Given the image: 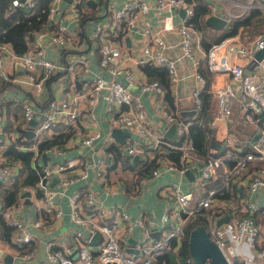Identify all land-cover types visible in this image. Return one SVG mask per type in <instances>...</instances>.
<instances>
[{"label":"built area","instance_id":"1","mask_svg":"<svg viewBox=\"0 0 264 264\" xmlns=\"http://www.w3.org/2000/svg\"><path fill=\"white\" fill-rule=\"evenodd\" d=\"M32 1L13 0V4H31ZM54 1L48 12L47 31L51 34L53 43L66 47L70 41L68 25L60 21L52 27L55 21L54 12L59 10V2L62 0H57V6H54ZM86 1H71L70 9L78 19L83 15V5ZM104 2L108 6L110 0ZM219 2H222V5H228V2L231 9L221 10L217 6ZM193 5L194 2L191 0H152V2L123 0L119 7L116 4L108 6L107 9L111 10L110 18L98 22L91 31L90 37L95 40L91 46H97L100 52L101 67L110 76L100 73L93 74L90 59L86 54L70 52L66 55L65 62H59L47 57L42 48L32 43V39H29L28 47L20 53L15 52L9 43H0V67L3 66L5 53L18 58L29 74L28 81L37 89L41 88L46 78L59 71H67L72 77L78 75L80 78L90 79L89 88L81 90L73 87L64 96L50 98L43 105L44 107L36 105L32 99H26L22 103L25 119L27 121L34 118L38 120L30 142L22 144L23 148L33 152V167L39 175L34 187L41 191L36 201L38 217L34 220L35 225L42 227L49 224L46 218L48 213H52L54 217H62L63 210L58 196L64 195L65 188L73 181L89 175L87 167L78 168L80 158L40 162L38 159L42 153H58L64 144L40 148L39 143L53 136L54 129L59 122L64 124V129L72 128L82 116L85 98H88L91 107L98 101L103 90H107L106 102L111 126L115 128L126 126L129 130L132 129V133H129L124 143V149L129 155H139L147 159L154 158L159 153L155 159L157 165L152 169L151 175L153 176L169 170L182 175L187 167H198L201 169V172L196 174L198 183L206 188L205 195L196 196L195 190L183 187L179 179L165 182L169 184L162 187V193L169 198V205L164 210L160 233L156 236L149 232V217L146 213L141 212L137 217H132L126 207L120 206L119 203H107L89 186L84 187L83 191L74 189L67 194L72 219L88 225L91 233L100 232L102 237L97 247L94 248L90 237L86 236L81 229H76L73 232L76 254L70 255L63 248L53 247L50 243L48 253L50 264H95L96 261L100 264H106L109 261H114L116 264H162L165 261L160 258V255L171 248L176 251L179 249L186 233L185 225L196 217L207 219L209 222L207 228L211 238L223 248L230 259L232 257L228 246L231 243L238 248L242 242L247 241L251 247H257L261 226L255 217V213L260 209V203L256 198L258 191L264 189V120L260 116V113L264 111V56L257 59L254 53L256 49L264 46V31L256 33L249 46L247 40L242 39L241 35L246 28L251 30L255 28L252 23L246 26L241 25L236 33L226 35L207 50H203L201 45L197 44L202 34L191 21L194 15ZM210 6L211 13L225 17L227 22L245 18L253 10H258L257 12L264 15V0H212ZM152 7L156 10L157 24L149 23L144 19L145 14ZM181 9H184L183 13ZM112 30L128 31L130 35H133V31H141L142 52L135 61L142 65L152 62L166 66L173 81L179 78L178 63L184 58L192 61L197 77L205 80L201 72L197 70L199 57L196 54L198 50L204 52L211 70L230 73L238 81L240 87V91H236L233 85L228 83L214 90L219 105L211 118V125L215 126L220 119L226 118L236 101L240 110L245 113L244 123H253L254 131H259V134L255 138L250 134L245 140L237 141L235 135L229 131L223 139L225 143L223 154L217 153L212 147L204 156H201L186 138L180 140L181 142L173 143L165 139L161 131L156 133L154 122L146 110L143 95L161 93L163 91L161 82L157 78L146 76L136 83L137 91L129 87L128 82L136 80L135 74L125 67L123 59L120 60L124 55L125 46L114 38L117 32L113 34ZM167 33L176 35L177 40L172 42L167 37ZM174 47L178 48L175 55L169 52ZM232 56L243 57L245 61L235 60ZM117 57L119 60L115 62L114 59ZM246 67H249L250 72L246 71ZM121 75L125 76L127 82L120 78ZM195 102L196 108H201L200 91L195 92ZM163 116L168 122L176 123L181 138L187 133L190 121L180 117L179 111H165ZM101 135L99 129H92L82 135L81 143L93 145ZM4 140H6L5 143H10L8 138L0 136L1 156ZM244 142L248 144L247 148H242ZM108 144L109 141L105 140L101 145L102 152L99 150L98 157L87 163L92 166L102 183H108L106 178L110 157L107 150ZM164 144L182 151L180 164L163 154ZM200 161L203 163L202 166H199ZM254 161L261 162V164L253 169L249 168L250 172L244 171ZM22 167L23 161L20 158L0 159V181L11 185L21 175ZM244 173L246 174L243 175ZM54 177L58 178L59 184H51ZM44 178L45 181H43ZM216 181L218 184H214ZM232 183H241L243 187H246L247 195L243 202L236 203L233 207L222 204L224 210L216 209L218 218L228 215L226 221L218 224V218L214 220L208 216L211 205L216 198L221 199V205L222 199L225 198L222 195L231 189ZM22 188L27 189V186L24 185ZM86 206H92V210L87 211ZM15 208L12 206L3 210L4 217L15 227L14 237L18 241H29L32 239V234L27 231L25 221L20 218ZM227 208H231V211L229 212ZM97 215L104 219L98 220ZM137 224L143 228L144 236L136 241L137 250L133 252L126 248L121 232L123 227L127 231H133ZM173 240H176V244H173ZM29 253H24V255H29ZM240 257L243 258L242 264H255L251 255L244 254Z\"/></svg>","mask_w":264,"mask_h":264},{"label":"crops","instance_id":"2","mask_svg":"<svg viewBox=\"0 0 264 264\" xmlns=\"http://www.w3.org/2000/svg\"><path fill=\"white\" fill-rule=\"evenodd\" d=\"M72 0H62L59 2V10L54 12V19L55 21L52 23L56 26L60 21L67 24L70 31L69 37L70 41L68 45L61 46L55 44L48 39L45 43L41 44L38 40L39 35L42 33H48L47 27L43 31H38L33 35L32 43L40 48H42L44 54L52 59H55L59 62H65L66 55L70 52H76L77 54H86L91 62V69L92 73H100L106 76H110V74L101 67L99 63L100 52L98 47H92L91 43L94 44V39L90 37L91 31L98 23V21H106L110 18L111 10L107 9L108 6L111 4H116L117 7L121 5L123 0H110L109 5H105V0H96L97 5H91L88 0L86 4L83 5L84 11H90L91 7H95L97 13L99 14L98 20L97 19H88L84 26L81 24L80 19H78L73 11L70 9V4ZM152 2V0H149ZM212 1V0H210ZM102 3V4H101ZM100 4L102 7L100 8ZM222 2H219L217 6L220 7L221 10H228L231 9L229 3L228 5H222ZM210 5V2H209ZM211 9V6H210ZM210 14H212L210 12ZM208 14V15H210ZM207 15V16H208ZM156 10L154 7L150 8L149 11L145 14V20L152 24H157L156 19ZM256 21H259L256 15H252L250 21L247 23H252L253 27L256 30ZM247 24H244L245 26ZM241 26V25H240ZM239 26V27H240ZM213 28H216L213 26ZM239 30V28H238ZM237 30V31H238ZM253 30V31H255ZM236 31V32H237ZM117 34L114 36L116 40L122 43L124 47V55L120 60L123 59V63L126 68L131 70L135 74V82H128V85L134 91H137V82L140 79L145 78L148 76L143 68L142 64L137 63L135 61L136 57L140 56L142 49V33L141 31H133V35L126 31H117ZM123 32L124 34H122ZM201 33V31H199ZM235 32V33H236ZM202 34V33H201ZM88 35V36H87ZM122 35V36H121ZM229 35V34H228ZM51 36V34H50ZM167 37L172 41L175 42L177 40L176 35L173 33H167ZM226 37V36H225ZM242 39L246 40V38L241 35ZM30 38V37H29ZM253 36L247 41V45L251 46ZM135 41H139L141 43L139 47V51L136 53L133 52V44ZM101 42L99 43V45ZM203 50H207L203 44V37L199 39V43ZM11 47V45H10ZM12 48V47H11ZM126 48L130 50H126ZM132 48V49H131ZM13 49V48H12ZM171 54L175 55L178 52V48L174 47L169 51ZM197 56L199 57L197 63V70L201 72L204 76L205 80H201L195 74L196 68L194 67L192 61L190 59L184 58L179 61L178 69H179V78L176 81L171 79V87L172 92L174 94V103L175 106L178 108L176 109L181 114V110L185 109H193L196 108L195 102V92L202 91L205 89L206 84V76L200 70L202 65L208 66V63L205 59L204 52L199 50L196 52ZM255 55V53H254ZM235 60L245 61L243 57H236ZM119 58H115L114 61L117 62ZM18 58L12 57L5 53L3 66L0 67V136H3L5 139L8 138L10 143H5L4 140L3 144V152L2 156L0 155V159H7V158H20V157H13L10 154H6L5 151L11 145H15L16 147L22 150H28L22 147V144H27L30 142L32 136L27 135V129H33L34 126L30 123V120L27 121L24 117L22 103L26 99H32L34 103L38 106H43L50 98L52 97H61L64 96L71 88L85 90L89 88L90 79L84 77H72L70 73L67 71H59L50 77L46 78L41 85L40 89H37L32 83L28 81V73L24 68V64L19 62ZM19 62V63H18ZM251 66V65H249ZM209 67V66H208ZM210 68V67H209ZM136 70V72H134ZM211 70V68H210ZM246 70H250L249 67H246ZM255 70V69H254ZM257 70V69H256ZM213 72L212 80L210 82L211 91L213 92V97L211 99V106L213 110V116L218 108V98L214 90L219 87L226 86L228 83L232 84L233 87L236 89L235 84L233 81L235 79L231 76L230 73L226 71H214ZM258 72H262V70H257ZM91 73V74H92ZM55 76L54 78H51ZM120 78L126 81L125 76L121 75ZM73 83V84H72ZM132 85V87L130 86ZM239 87V86H238ZM240 89V87H239ZM240 91V90H239ZM107 90H103L102 94L99 96L98 101L90 107L88 98L84 100V108L82 111V116L77 120V123L73 125V131L67 137L65 142L57 143V144H64L61 146L62 150L58 153H42L39 157V161L42 163H48L50 161H66L73 157L80 158V162L78 163V168L87 167V171L89 173L88 177L81 178L79 180L73 181L68 187H66V191L64 195H59L58 200L62 206L63 216L62 217H54L52 213H48L46 216L47 221L49 224L46 226H38L35 225L34 220L38 217V210H37V198L35 197V193L37 196L41 195V191L39 189H34V186L31 184H26L27 189H23L19 185V191L17 193V197L11 205L5 206L4 199L2 195H0V211L5 210L9 207H16L17 214L20 218L25 221L27 231L31 232L32 239L29 241H18L14 237V232L10 235V237L3 238L0 235V264H7L5 260L6 255H12L13 260L11 264H50L48 259L49 253V245L52 243L53 247H60L63 248L64 251L70 255H74L77 252V248L75 247L74 239H73V232L76 229H81L84 231L86 236H89L91 239L92 246L94 248L97 247L98 242L100 241L102 234L100 232L91 233L89 230V226L86 224H81L74 221L70 214V203L67 194L71 193L74 189H79L81 191L85 190L84 187L89 186L94 189V192L104 198L107 203H119L120 206L126 207L132 217H137L141 212H144L149 217L148 227L150 229V234L156 236L160 233L161 228V221L164 210L167 209L168 197H165L162 193V187L169 183H165L167 181H171L174 179H179L182 182V186L188 190H195L194 193L197 195V191L203 188L206 191V188L203 185H199L198 179L195 177L194 179H189L187 175L177 173L176 171H164L159 175H150L145 176L144 180L140 185L139 191L134 194L130 195L127 194L126 190V178L132 177L136 167H130V164H137L140 160L133 161L132 157L129 155L125 147L126 138L130 135L128 133L125 134L124 139L122 141H118L114 136L115 127L111 126L110 123V115L107 109ZM143 101L145 103L146 110L149 114V117L153 120L156 133L160 131L162 133L170 126L172 122H168L163 113L165 111H175L174 109H170L169 105L165 99V88L163 91L158 94L147 93L143 95ZM237 103V102H236ZM238 105V103H237ZM44 107V106H43ZM194 108V109H195ZM240 110V107L238 105ZM212 116V117H213ZM185 117V115L183 116ZM211 117V118H212ZM64 124L59 122L55 127V132H62L65 131L63 127ZM215 127V139L222 142L224 137L230 132L235 135L237 141L245 140L248 135H252L254 138L255 131L254 128L252 131L247 129H242L235 119L231 122L228 120V116L226 118L220 119L219 122L214 126ZM92 129H99L102 135L97 138L93 145H83L81 143V138L84 133L89 132ZM165 135V134H164ZM168 137V136H167ZM113 138V139H112ZM169 138V137H168ZM172 140L171 138H169ZM180 135V140H181ZM109 141L108 145H111L112 142L116 143L120 149L121 154L115 153L114 149H108L110 154L109 161L110 166L107 167V181L108 183H102V181L96 176V173L92 166L89 163L93 158L98 157L99 150L102 152L101 145L104 141ZM180 140L178 142H180ZM175 142L174 140H172ZM211 147H213L211 145ZM215 148V147H213ZM219 149V148H218ZM33 153V152H32ZM198 153V152H197ZM151 154V153H150ZM199 154V153H198ZM201 155V154H199ZM156 155L155 157H157ZM202 156V155H201ZM33 157V155H32ZM21 159V158H20ZM22 160V159H21ZM23 161V160H22ZM123 164V168L121 165ZM261 162H256L250 169H253L255 166L260 165ZM30 165L33 167V160L31 158ZM28 167L24 165L22 167V174L23 177L28 174ZM250 172V171H247ZM246 172V173H247ZM22 177V178H23ZM54 178L56 180L54 181ZM52 180V185L59 184V180L57 177H54ZM54 181V182H53ZM4 186L2 187H9V185L3 183ZM10 188V187H9ZM25 190H30V195H22ZM35 192V193H34ZM244 197L247 195L246 187H243V190H240V196ZM227 201L228 203L240 202V200L236 199L234 196L225 197L222 201ZM256 200L262 205L264 203V189H261L257 193ZM221 202L219 200L218 204ZM222 204L227 205V203L222 202ZM87 211H91L92 206H86ZM219 210L223 209L224 206H219ZM264 211H261L257 214L256 219L259 222L262 230L261 235L259 237V241L257 242V247H251L247 241L242 242L239 247L235 248L233 243H231L235 250V255H231L233 257L239 258L242 260L241 255L247 254L251 255L253 258V262L255 264H264V225H262L261 220H264ZM44 213V211H43ZM256 214V213H255ZM228 216V215H227ZM225 216V217H227ZM98 220L102 221L104 217L97 215ZM57 219V220H55ZM53 220V221H51ZM51 221V222H50ZM133 231H127L125 228H122L121 237L124 238L123 241L126 245L134 247V251H136L135 243L138 239L144 236L143 228L140 225H135ZM23 231L21 232V234ZM92 235V236H90ZM94 235H98L97 238H93ZM96 237V236H95ZM135 239V240H133ZM130 251V250H129ZM30 252L29 255H24V253ZM9 261V259L7 260ZM95 264H100L98 261Z\"/></svg>","mask_w":264,"mask_h":264},{"label":"trees","instance_id":"3","mask_svg":"<svg viewBox=\"0 0 264 264\" xmlns=\"http://www.w3.org/2000/svg\"><path fill=\"white\" fill-rule=\"evenodd\" d=\"M54 0H33L31 4L24 3L21 5L13 4V0H0V43L7 42L11 45L13 50L17 53L24 51L29 44V37L34 35L38 31H43L47 27L48 23V12L50 6ZM194 2V15L192 17V22L194 26L201 31L203 37V44L205 48H209L213 43L220 41L228 34L235 33L240 25L247 24L252 15H257V18H262L261 14L257 12L258 10H253L252 13L242 19L234 21V27L231 33H213L211 26L207 20L206 16L210 14L211 9L209 2L210 0H191ZM95 7H91L90 11L83 12L82 17L80 18L81 24L84 26L85 22L88 19H95L98 17ZM52 26V25H51ZM54 27V25L52 26ZM234 31V32H233ZM124 34L123 32H121ZM122 36V35H121ZM144 72L152 78H157L160 80L161 85L165 88V99L169 105L170 109H178L174 103V94L171 87V78L166 66L162 64H155L152 62H146L142 65ZM200 70L206 76L205 89L201 91L202 97V106L197 109L195 107V112L192 114H180V117L185 115V119L190 121L189 129L187 133L182 135V139L189 140L195 147V151L204 156L208 151L211 150V140L215 138L216 132L215 127L211 125V117L213 116V110L211 106V99L213 97V92L211 91L210 82L212 80L213 72L208 66L202 65ZM52 76L51 78H54ZM73 128H68L65 131L54 133L52 137H49L46 140H43L39 143L40 148H45L47 146H52L57 143L65 142L67 137L71 134ZM165 139L173 142L167 136H164ZM180 141V142H181ZM176 143V142H173ZM165 154L168 158L174 159L178 164L181 163V154L182 151L175 147H170L167 144L163 145ZM108 149H114L115 153L121 154L118 145L114 142L111 145L107 146ZM225 150V149H224ZM223 150V151H224ZM6 154H10L13 157H20L24 161V165L28 167V174L23 177L20 175L17 177L9 187L4 186V182L0 181V195L4 199V205H11L17 197L19 191V185L22 187L26 184H31V186H36V182L39 178L37 170L30 165V160L32 158L31 150H22L15 145H11L5 151ZM156 155H159L157 153ZM154 158H142L139 163H131L130 167L135 165L136 169L132 177L126 178V190L127 194L134 195L139 189L142 181L145 176H150L152 169L157 165ZM110 166V161H108L107 167ZM123 168V164L121 165ZM22 170L21 173L22 174ZM244 173L243 175H245ZM23 177V178H22ZM218 182L216 181V183ZM2 185V186H1ZM240 185L241 183H232L231 189L222 195V197H241L240 196ZM27 186V185H26ZM261 211H264V203L260 204L259 211L255 214H259ZM198 223L206 224L205 218L196 217L189 221L185 225V235L182 240V243L179 249L176 251L171 248L169 251L160 255V258L165 262L162 264H195L193 261L190 252H189V233L190 230L197 225ZM15 227L8 223V220L4 217L3 210L0 211V235L3 238H9L10 235L14 232ZM262 230V228H261ZM173 244H176V240H173ZM233 264H242V260L239 258L233 257ZM160 264V263H159Z\"/></svg>","mask_w":264,"mask_h":264},{"label":"water","instance_id":"4","mask_svg":"<svg viewBox=\"0 0 264 264\" xmlns=\"http://www.w3.org/2000/svg\"><path fill=\"white\" fill-rule=\"evenodd\" d=\"M88 2L95 6L97 5L96 0H88ZM109 2V0H107ZM58 1H54V6H57ZM100 8L102 5L99 6ZM181 12H184V9H181ZM207 22L216 28L222 27L227 23V20L225 17L217 14H210L206 18ZM50 34L48 33H42L39 35L38 40L41 44L45 43L48 39H50ZM30 39H33V35L30 36ZM264 56V46L259 47L255 51V58L261 59ZM21 64V61H19ZM18 62V63H19ZM251 67V66H250ZM248 71V70H246ZM250 72V70L248 71ZM132 87V85H130ZM181 114H192L195 112V109H185L180 111ZM261 119L264 120V111L260 113ZM38 120L36 118L31 119L30 123L34 126L36 125ZM27 135L32 136L34 134L33 129H27ZM126 133H130V130L126 126H117L114 130V136L118 141H122L124 139V136ZM165 136H168L175 142H178L180 140V133L177 131L176 123L172 122L170 126L165 130L164 132ZM259 134V131H256L254 138ZM211 145L215 148L221 147V142L215 138L211 140ZM141 157L139 155H134L132 157L133 161L140 160ZM189 160V159H188ZM202 162H199V166H202ZM200 173L201 169L195 166L187 167L185 170V174L189 179H194L195 174ZM46 179L44 178L43 181ZM56 178H54V181ZM53 181V182H54ZM240 190H243V185H240ZM22 195H30V190H25ZM171 205V203H170ZM228 217H219L217 219V223L220 224L222 221H226ZM96 236V237H95ZM98 235H94L93 238H97ZM135 240V239H133ZM189 252L190 255L195 262V264H233V260L229 258L227 253L223 250V248L210 236V233L208 231L207 226L204 223H198L195 225L189 233ZM130 251H134V247L128 246L126 247ZM229 253L231 255H235V250L233 245L228 246ZM137 250V249H136ZM0 252H2V249H0ZM9 259V261H7ZM7 264H11V261L13 260L12 255H6L5 256ZM106 264H116L114 261H109Z\"/></svg>","mask_w":264,"mask_h":264},{"label":"rangeland","instance_id":"5","mask_svg":"<svg viewBox=\"0 0 264 264\" xmlns=\"http://www.w3.org/2000/svg\"><path fill=\"white\" fill-rule=\"evenodd\" d=\"M262 16V18L260 19V21H256V30L255 31H253V30H251V29H248V28H246L245 30H244V32H243V36L246 38V40L248 41V39L250 38V36H255L256 35V33H258V32H261V31H264V15H261ZM206 18H207V16H206ZM95 19H97L98 20V17H96ZM98 22H101V21H98ZM233 27H234V21H232V22H227L225 25H223L222 27H219V28H213L212 29V31H213V33H216V34H221V33H231L232 32V30H233ZM113 31V32H112ZM111 32L114 34L115 33V31L114 30H112ZM234 32V31H233ZM113 37V36H112ZM140 45H141V43L139 42V41H135V43L133 44V52H137V51H139V47H140ZM131 48V49H132ZM126 50H130V49H128V48H126ZM134 72H136V70H134ZM233 83L235 84V86H236V89H237V91H239L240 89H239V87H238V81L237 80H235V81H233ZM244 115H245V113H244V111L243 110H239V108H238V105H237V103H236V101L233 103V106H232V109H231V112L229 113V115H228V120L231 122L233 119H235L236 120V122L238 123V125L242 128V129H247V130H249V131H252L253 130V128H254V125H253V123H244V121H243V118H244ZM131 131V133H132V129H130ZM243 146H242V148H247L248 147V144H246V142H244L243 144H242ZM225 149V143L224 142H222V146L221 147H219V149L218 148H214V150H216L217 151V153H220V154H223L224 153V150ZM256 163V161H254V162H251L249 165H248V167H246L245 169H244V171H248V169L251 167V166H253L254 164ZM35 193V192H34ZM206 194V191L203 189V188H201V189H199L198 191H197V195L196 196H203V195H205ZM35 197L37 198L38 196L36 195V193H35ZM236 199H238V200H240V202H243L244 201V195L242 196V197H236V196H234ZM219 199L220 198H216L215 199V201L212 203V205H211V209H210V211H209V215L208 216H210L212 219H214V220H216L218 217H217V210L216 209H219L220 207L219 206H222V205H220V203L218 204V202H219ZM224 203H227V206H229V207H233L236 203L238 204V203H240L239 201L238 202H232V203H228V200L227 201H225V199H224V201H223ZM224 210V209H223ZM227 210L230 212L231 211V208L230 209H228L227 208ZM235 210V209H234ZM263 214H264V212H263ZM264 216V215H263ZM203 218V217H202ZM206 220V226L207 227H209V222L207 221V219H205ZM261 223H262V225H264V220L262 219L261 220ZM260 236H262V235H260Z\"/></svg>","mask_w":264,"mask_h":264}]
</instances>
